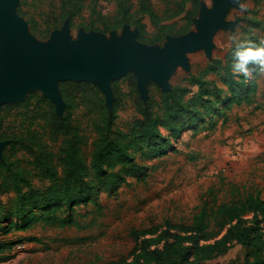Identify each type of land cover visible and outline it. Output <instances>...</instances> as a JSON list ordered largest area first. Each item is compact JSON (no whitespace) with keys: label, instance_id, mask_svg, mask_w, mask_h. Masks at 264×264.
Segmentation results:
<instances>
[{"label":"rangeland","instance_id":"1","mask_svg":"<svg viewBox=\"0 0 264 264\" xmlns=\"http://www.w3.org/2000/svg\"><path fill=\"white\" fill-rule=\"evenodd\" d=\"M91 1L85 2L83 12L72 22L59 18L60 0H19L15 14L26 24L27 35L39 45H49L53 35L61 32L64 25L69 23L68 43L71 45L80 42L81 34L87 37L97 35L110 43L114 36L121 37L124 29L129 27L136 33V41L161 50L172 37L198 34L197 21L206 20L202 16L203 8L213 10L217 0H200L198 15L191 24L182 19L184 15L169 21V24L177 22L174 34L167 35L163 42L155 44L150 43L157 32L149 17L144 19L146 34L143 36L138 27L131 25L105 33L101 30V20L93 14L92 9L112 16L117 2L100 0L94 4ZM130 1L135 5L134 10H137L140 0ZM177 1L150 0V3L159 15H164L168 10L175 9ZM235 2L236 6L230 9L225 19L234 25L233 28L220 29L215 34L210 54L205 50L186 54L185 65L176 67L167 87H161L148 79L143 97L134 71L129 70L110 82L113 95L109 101L93 83H59L60 91L61 84L67 82L91 85V90L79 96V105L70 110L87 137L83 147L87 160L92 156L93 143L97 138L96 124L101 123L102 106L109 114L115 115L114 126L108 132L111 135L117 131L128 132L134 120L140 117L137 112L138 100L144 104L152 101L158 110L163 94L179 88L187 91L184 99L191 106L180 122L189 121L196 112L202 114V119L196 120L194 126L185 128L177 138L172 137L164 154L143 159L141 152L133 149L131 155L144 167V172L139 177L128 178L116 190L97 187L87 202H78L71 209L60 205L55 208L53 217L57 220L53 222L37 219L46 216L39 211L35 212L36 220L27 229H23L24 224L18 221L15 227H19V230L12 229L6 235H1L0 230V243H7L3 247L11 257L3 264H154L152 252L163 247L159 238L168 221L174 225L190 224L204 203L228 202L232 186H238L243 195L254 194L264 199V72L253 70L251 76L246 77L247 83L255 82L257 85L252 104L232 102L228 81V69L232 72L235 62L233 53L239 43L264 47V30L257 24H264V0ZM48 26L51 27L49 31ZM22 44L23 40L20 46ZM215 61L220 63L215 64ZM235 75L237 80L245 81L241 78L242 74ZM92 88L100 91L99 96ZM29 96L49 100L56 111L55 104L39 89L29 92L24 100L11 104L23 103ZM218 99L224 102L218 106L210 105L208 110L209 102L214 103ZM64 103L63 116L69 112L65 100ZM31 123V114L27 116L25 112L15 111L6 117L3 128L20 129ZM164 135L170 134L164 131ZM52 147L58 152L59 144H53ZM94 176V172H91L89 180ZM34 183L39 186L36 179ZM15 197L14 194L5 195L0 201L9 203ZM44 212L47 213V210ZM66 218H72V223L62 226L59 219ZM246 219L249 226L252 215ZM3 226L7 228L6 224ZM151 228L157 231L144 238L154 241V245L145 250L141 240H134L131 232ZM262 234L264 241V231ZM209 243L213 241L202 242L201 245ZM228 246L226 252L200 264H244L247 260L264 257V242L253 240L252 246L246 248L237 244L235 237ZM259 248L262 253L258 252ZM195 252L194 257L201 258V254Z\"/></svg>","mask_w":264,"mask_h":264},{"label":"trees","instance_id":"2","mask_svg":"<svg viewBox=\"0 0 264 264\" xmlns=\"http://www.w3.org/2000/svg\"><path fill=\"white\" fill-rule=\"evenodd\" d=\"M87 1L60 0L59 18L62 21L70 19L72 22L83 12ZM99 1L91 2L97 4ZM116 2V10L112 16L92 9L93 14L102 22L101 30L106 33L131 25L138 27L143 36L146 34L144 19L149 17L157 32L150 41L152 44L163 42L167 35L174 34L177 22L169 24V21L184 15L182 19L191 24L200 8V0H179L175 3V9L159 15L150 0H140L137 10H134L135 5L130 0ZM257 24L264 30L262 22ZM48 28L47 31L51 29L50 26ZM219 63L215 61V64ZM236 76L228 69L232 102L252 104L257 93L256 83H247L245 76L241 77L244 82L239 81ZM88 90H91L88 83L61 84V94L69 111L63 117L57 115L49 100L41 97L36 99L29 96L23 103L5 104L1 107L0 142H8V146L0 159V199L9 194L16 196L9 203L0 201L1 235L10 233L12 229L19 230V227H15L19 224L18 221L24 224L23 229H27L36 220L35 212L46 214L37 219L44 218L47 222H53L57 220L53 217L55 208L60 205L71 209L78 202H87L97 187L114 191L126 183L128 178L141 176L144 167L132 157L133 149L135 152L140 151L143 159L164 154L172 137L177 138L185 128L194 126L196 120L202 119V114L196 112L189 121L180 122L191 106L184 99L187 91L179 88L163 94L158 110L152 101L144 104L138 100L137 112L140 117L134 120L128 132L117 131L111 135L108 131L114 126L115 115L109 114L102 106L101 123L96 124L97 138L93 143L91 159L87 160L83 153L87 137L70 110L79 105V96ZM92 90L99 96L98 89ZM223 102L222 99L214 103L210 101L207 109L210 110V105ZM15 111L25 112L27 116L31 114L32 123L20 129H4L6 117ZM164 131L170 135L165 136ZM53 144H59L58 152L53 150ZM140 147L141 149H137ZM91 172L95 176L89 180ZM35 179L39 186L35 185ZM46 210L47 213L44 212ZM248 215H252L249 226L246 219ZM59 223L65 226L72 223V218L59 219ZM5 224L7 228L3 226ZM156 231L155 228L134 230L131 236L136 241L141 240L142 248L149 250L154 241L144 237ZM262 231L264 199L254 194L243 195L238 186H232L228 202L204 203L190 224L174 225L168 221L159 238L163 247L152 252L154 264H200L226 252L229 249L228 243L235 237L237 244L246 248L252 246L253 240L264 242ZM212 241L213 243L201 245L202 242ZM4 245L7 243H0V264L11 260ZM194 250L201 254V258L194 257ZM258 252L262 253L260 248ZM244 264H264V257L254 261L247 260Z\"/></svg>","mask_w":264,"mask_h":264},{"label":"water","instance_id":"3","mask_svg":"<svg viewBox=\"0 0 264 264\" xmlns=\"http://www.w3.org/2000/svg\"><path fill=\"white\" fill-rule=\"evenodd\" d=\"M19 0H0V109L5 104L24 100L34 90H42L63 117L64 100L59 83L62 81L90 82L112 99L110 82L133 70L142 96L146 94L148 79L161 87L176 67L185 65V56L200 50L211 52L212 40L220 29L233 28L226 22L235 0H217L213 10L204 7V22L197 21L199 33L187 37H172L161 50L136 41V33L129 27L121 37L105 42L97 35H80V42L69 44V23L53 35L49 45H39L27 35L26 24L15 14ZM17 34L23 44L17 47L11 35ZM8 142H0L2 150Z\"/></svg>","mask_w":264,"mask_h":264},{"label":"clouds","instance_id":"4","mask_svg":"<svg viewBox=\"0 0 264 264\" xmlns=\"http://www.w3.org/2000/svg\"><path fill=\"white\" fill-rule=\"evenodd\" d=\"M233 55L235 58V62L232 65L233 74H242L245 77H249L253 70L264 72V47H256L246 42H241L237 45Z\"/></svg>","mask_w":264,"mask_h":264},{"label":"bare ground","instance_id":"5","mask_svg":"<svg viewBox=\"0 0 264 264\" xmlns=\"http://www.w3.org/2000/svg\"><path fill=\"white\" fill-rule=\"evenodd\" d=\"M20 38L21 37H19L17 34H12L10 39L17 47H19L20 46V41H21Z\"/></svg>","mask_w":264,"mask_h":264}]
</instances>
